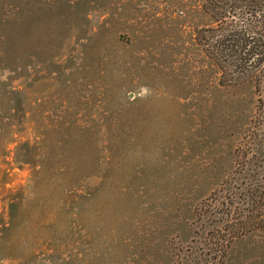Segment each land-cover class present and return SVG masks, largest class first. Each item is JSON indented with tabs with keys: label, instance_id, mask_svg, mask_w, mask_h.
I'll return each mask as SVG.
<instances>
[{
	"label": "rangeland",
	"instance_id": "374dc122",
	"mask_svg": "<svg viewBox=\"0 0 264 264\" xmlns=\"http://www.w3.org/2000/svg\"><path fill=\"white\" fill-rule=\"evenodd\" d=\"M206 1L0 0V264H215L264 107L197 44ZM222 264H264V231Z\"/></svg>",
	"mask_w": 264,
	"mask_h": 264
},
{
	"label": "trees",
	"instance_id": "16d2710c",
	"mask_svg": "<svg viewBox=\"0 0 264 264\" xmlns=\"http://www.w3.org/2000/svg\"><path fill=\"white\" fill-rule=\"evenodd\" d=\"M204 10L210 21L197 30L196 41L216 66L219 83L252 84L264 107V0H207ZM252 179L256 182L247 187L246 199L208 205L217 217L209 232L215 264L224 262L232 241L264 231V176Z\"/></svg>",
	"mask_w": 264,
	"mask_h": 264
}]
</instances>
